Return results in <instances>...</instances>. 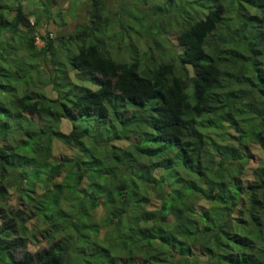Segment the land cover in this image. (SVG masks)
<instances>
[{
	"label": "trees",
	"instance_id": "obj_1",
	"mask_svg": "<svg viewBox=\"0 0 264 264\" xmlns=\"http://www.w3.org/2000/svg\"><path fill=\"white\" fill-rule=\"evenodd\" d=\"M26 1L0 0V264H264V0H76L56 35Z\"/></svg>",
	"mask_w": 264,
	"mask_h": 264
},
{
	"label": "rangeland",
	"instance_id": "obj_2",
	"mask_svg": "<svg viewBox=\"0 0 264 264\" xmlns=\"http://www.w3.org/2000/svg\"><path fill=\"white\" fill-rule=\"evenodd\" d=\"M41 1V0H40ZM40 1L39 0H27L24 3V8L27 12L33 13V12H37L40 8ZM124 0H106L108 7L111 9V12L114 13L115 10H119L121 13L124 14L125 18H129L130 13L127 10L128 7H130L129 4H124L123 3ZM82 2V1H81ZM74 3V4H73ZM121 8V10H120ZM61 10V18L64 20V25H61V19L56 15V12H58V10ZM144 9V8H143ZM51 12H52V17L49 20V22H47L44 26H42L41 29V33L43 32H53V35L56 34H60L62 33H69L74 31L76 28H78V26L82 23H84L85 21H87V13L85 12L83 6L76 0H73L69 3V0H57V4L54 5L51 8ZM134 12V10H133ZM132 14V12H131ZM34 15V13H33ZM35 18V16L31 15V20H33ZM113 28H116V25H114ZM165 38H166V34H164ZM133 37L134 34H133ZM167 37H170V40L172 38V40H174V38L176 37L175 35L170 36L169 34L167 35ZM174 37V38H173ZM113 36H111V40H113ZM159 44L158 46H153V49L156 52H161L163 50V48L165 47V43H164V38L159 37ZM133 40V39H132ZM147 41V39H144L142 42L143 44ZM134 43V42H133ZM135 43H139L136 42ZM116 43L113 42V45H115ZM37 46H42V41L40 40L39 42H37ZM127 42H121V49L122 51L126 48L127 49ZM59 56V57H58ZM58 59L64 61V55L61 52V50L59 49V53H58ZM56 56L51 60V63L54 62L57 58ZM44 64V63H42ZM45 65V64H44ZM46 66V65H45ZM51 66H53L51 64ZM66 67V66H65ZM68 71V70H67ZM69 75L72 77H76L77 75L75 74V72L72 71H68ZM77 83H83L86 85H90L88 82H77ZM45 92L48 94V96L53 97L55 94L51 89V86H45L44 88ZM63 131L68 132L70 130V126L67 123L63 124ZM123 145H125V142H122ZM56 153H62L64 155H70L72 153V151L70 149H68L65 146H62L61 144L57 143L56 145ZM251 159L249 160L248 164L246 165L245 169H244V175H243V180L245 182V184L247 182H250L253 180L252 177V171L254 169V167L257 164V161L260 159H264V152L260 149H258L256 146L251 147ZM159 197L156 196V194H154L153 197V202L155 204H152L150 207L152 208H156L157 205V201H158ZM203 203V201L200 199L199 202ZM36 241L29 243L28 244V251L33 252L35 250H38L40 247H45L46 243L45 241H43V239L40 236H37L35 238Z\"/></svg>",
	"mask_w": 264,
	"mask_h": 264
},
{
	"label": "built area",
	"instance_id": "obj_3",
	"mask_svg": "<svg viewBox=\"0 0 264 264\" xmlns=\"http://www.w3.org/2000/svg\"><path fill=\"white\" fill-rule=\"evenodd\" d=\"M51 35H52V34L50 33V36H51ZM35 39H36V43L40 41V38H39V36H38V35L36 36V38H35Z\"/></svg>",
	"mask_w": 264,
	"mask_h": 264
},
{
	"label": "clouds",
	"instance_id": "obj_4",
	"mask_svg": "<svg viewBox=\"0 0 264 264\" xmlns=\"http://www.w3.org/2000/svg\"><path fill=\"white\" fill-rule=\"evenodd\" d=\"M31 22H33V20H31ZM52 34V33H51ZM50 35V34H49ZM52 36V35H51ZM41 40V39H40ZM42 41V40H41ZM36 42V41H35ZM37 44V43H36ZM42 45H43V42H42Z\"/></svg>",
	"mask_w": 264,
	"mask_h": 264
}]
</instances>
